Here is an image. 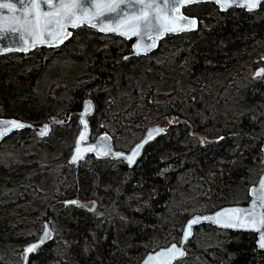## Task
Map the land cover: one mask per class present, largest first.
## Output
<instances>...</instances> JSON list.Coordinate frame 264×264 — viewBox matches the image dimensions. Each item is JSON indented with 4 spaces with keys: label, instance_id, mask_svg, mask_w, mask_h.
<instances>
[{
    "label": "trees",
    "instance_id": "1",
    "mask_svg": "<svg viewBox=\"0 0 264 264\" xmlns=\"http://www.w3.org/2000/svg\"><path fill=\"white\" fill-rule=\"evenodd\" d=\"M182 10L198 27L164 36L142 56L125 59L131 39L85 25L57 47L0 54V116L39 124L90 97V139L105 131L122 150L174 116L132 167L89 154L75 169L68 162L75 112L51 123L45 137L24 128L3 138L0 264L21 263L23 245L38 237L49 213L52 237L27 264H137L179 241L191 214L248 201L264 170V77L244 74L257 58L264 63V1L255 11H220L213 2ZM51 66L58 71L53 95L42 98ZM198 134L210 139L200 143ZM74 196L94 200L93 209L62 204ZM255 239L202 223L179 264H264Z\"/></svg>",
    "mask_w": 264,
    "mask_h": 264
},
{
    "label": "snow or ice",
    "instance_id": "2",
    "mask_svg": "<svg viewBox=\"0 0 264 264\" xmlns=\"http://www.w3.org/2000/svg\"><path fill=\"white\" fill-rule=\"evenodd\" d=\"M195 0H0V37L7 33L19 36L17 46L27 52L29 48L37 45H60L72 32L69 27L78 28L89 25L103 32L119 33L125 37L137 36L139 39L132 47L136 53H144L156 47V41L166 33H179L193 30L198 27V18L186 16L181 10L183 6ZM221 8L229 5L240 4L248 10H256L261 6L262 0H215ZM7 10V11H5ZM145 38H149L146 42ZM0 51H9L7 47ZM127 59V57H125ZM264 74L260 68L254 75ZM92 102L85 101L81 114L82 131L76 141L73 161L84 153L96 152V155L112 154L109 139L104 133V142L84 144L87 139L88 120L85 115L91 110ZM26 124L15 118H0V137L14 129H22ZM49 131L47 124L40 130L44 136ZM162 127H157L148 133L147 140L153 138V132H163ZM217 140L223 137H216ZM147 140L136 144L131 153L115 152V156L125 158L131 165ZM205 138H200V143H206ZM254 199L249 207H225L210 215H194L187 220L179 245L172 243L169 247L150 253L144 264H179L188 253L186 245L193 236V225L201 221H213L217 225L231 228L252 229L259 233L258 244L264 249V178L260 179L259 189H251ZM66 203L77 204L78 201ZM47 225V222H46ZM51 236V229L45 226L43 235L35 242L28 244L24 249V258L37 250L38 246Z\"/></svg>",
    "mask_w": 264,
    "mask_h": 264
},
{
    "label": "water",
    "instance_id": "3",
    "mask_svg": "<svg viewBox=\"0 0 264 264\" xmlns=\"http://www.w3.org/2000/svg\"><path fill=\"white\" fill-rule=\"evenodd\" d=\"M262 1H264V0H262ZM161 2H162V0H161ZM199 2H213V3L218 7V9H219L220 11H225V10H227V9H229V8H233V7L243 8V9H245L246 11H250V10H248L247 8L241 6L240 4L229 5L227 8L221 9V8L215 3V0H195V2H193V3H191V4L199 3ZM188 5H190V4H188ZM185 6H187V5H185ZM183 7H184V6H183ZM183 7H182V8H183ZM257 9H258V8H257ZM257 9H256V10H257ZM181 10H182V9H181ZM5 11H7V10H5ZM182 11H183V10H182ZM251 11H255V10H251ZM184 14H185V13H184ZM185 15H186V14H185ZM186 16H190V15H186ZM190 17H191V16H190ZM85 25H86V26H89V25H87V24H85ZM89 27H91V26H89ZM91 28L94 29V30H96L97 32L102 33V34H105V35H108V34H114V35L120 36V37L125 38V39H130V38H131V39H132V42H131V51H130L127 55H125V57H128V56H141V55H145V54H147V53H150L151 51H153V50H155V49L157 48L158 43H159V40H160L161 38H163L164 36L169 35V34H178V33H166V34H164L163 36H161V37H159V38L157 39V41H156V47L151 48V49L147 50V51L144 52V53H139V54H137V53H136V50L132 47V45L135 44V43L137 42V40L139 39V37H137V36L125 37V36H123V35H121V34H119V33H114V32H103V31H101V30L98 29V28H94V27H91ZM72 29H75V28H72V27L70 26L69 29H68V31L71 32ZM194 30H195V29H193V30H186V31H183V32H189V31H194ZM179 33H181V32H179ZM68 38H69V37H68ZM145 39H146V42H147V40H148L149 38H145ZM18 40H19V36H18V35H15V34H12V33H7L6 35L0 37V48H2V47H7V48L9 49V51H6V52H4V51H0V54H5V53H8V52H14V51H17V52H24L23 50H20V49L18 48V46H17V41H18ZM66 40H67V39H66ZM66 40H64V41H66ZM64 41H63V42H64ZM44 46H46V47H56L57 45H46V44H40V45H37V47H44ZM37 47H35V48H37ZM35 48H29V50H33V49H35ZM29 50H28V51H29ZM260 68H261V67H258V68L254 71V74H255V73L257 72V70L260 69ZM254 74H253V76L256 77L257 75H254ZM85 101H91V102H92V108H91V110L85 115V118L88 120V128H89V131H88V133H87V139H86L85 141H82L81 144H82V145H84V144H96L97 146H99L102 142H104V136H103V134H104V133H107V132H101V133H99L98 135H96L93 139H90V123H89V118H88V117H89V115H91V114L93 113V111H94V103H93V101H92V99H91L90 97H86V98H84L80 106H77V107L69 106V107H67L66 110L64 111V114H63L62 117H58L57 115H49V116L46 117V119H45L42 123H39V124L30 123V122H28V121H25V120H23V119H20V118H17V117H13V116H0V118H15V119H18V120H20V121H22V122H24V123L26 124V127H24V128H31V129L34 130V132L36 133L37 136H39V137H45V136L48 135V133H49V131H50L51 123H60V124H62V123H66V122L69 120L71 113L76 112V113L78 114L77 121H78L79 127H78V130H77L76 134H75L74 141H73V145H72V147H71V151H70V153H69V155H68V162H69L71 165H73V167H74L75 169L77 168L79 162L82 161V160H83L87 155H89V154H92V155H94L95 157H98V158H103V157H107V156H109V157L112 158V159L122 158V159L124 160V162L127 164L128 167H132V166L136 163V161L139 159V157L141 156L144 147H145L148 143L152 142V141H153L156 137H158L159 135H163V134L165 133V131H166L167 125H166V121H165V120H161V121H159V122L153 123V124L149 125V126L144 130V132H143V134L141 135L140 139H138V140H137V141H136V142H135V143H134V144H133L128 150H122V149L115 148V147L113 146V142H112V138H111V136L107 133V135H108V137H109V139L107 140V144L111 145L112 150H113V151H112V154H110V155H106V156H105V155H100V156H98V155H96V152H95V151H93V152H87V153H84V154H83L81 157H79L77 160L73 161V160L71 159V157L74 155V149H75V145H76V141H77V138H78V136H79V133H80V131H82V129H83V125H82V123H81V114L83 113V108H84V102H85ZM45 124L48 125V127H49V131H48L44 136H41V135H40V130L43 128V126H44ZM157 127H162V128L164 129V131H163V132H153V138H152L151 140H147L148 133H149L151 130L157 128ZM24 128H22V129H24ZM17 130H20V129H14L13 131H17ZM13 131H11V132H13ZM11 132H8V133H6L4 136L0 137V142L3 140V138H5V137H6L8 134H10ZM144 140H147V142L144 143L143 147H142L141 150H140V154L136 157L135 162H134L133 164L130 165V164L128 163V161H127L125 158H123V157H117V156H115V152H123V153H126V154L131 153V151H132V149L135 147V145L138 144V143H140L141 141H144ZM261 178H264V170L260 173V175H259L257 181H256L254 184H251V185L248 187L247 193H248L249 199H248V201H247L246 203H231V204H225V205H222V206H220V207H218V208H216V209H214V210H212V211H208V212H204V213H193V214H191V215L188 216V217L186 218V220L184 221V224H183V227H182V230H181V236H180L179 241H172V242H170V243H168V244H166V245L160 246V247L155 248V249H153V250H149V251H148V252L142 257V259H141L137 264H144V261L147 259V256H148L150 253L157 252V251H159L161 248L169 247L172 243H177V244L179 245L180 240H181V237H182V234H183V228L186 226V222H187V220L191 219L192 216H194V215H210V214H213V213H215L216 211H218V210H220V209H222V208H225V207H249V206H250V202H251V200L255 198L254 195H253V193H252V191H251V189H253V188H256L257 190L259 189V182H260V179H261ZM70 201H78L79 203H77V204L66 203V202H70ZM62 204H63L64 206H68V205L82 206V207H84V208H87V209L91 210V209H93L95 202H94V200H92V199H88V200H79V199L77 198V196H74V197L66 198V199L62 200ZM49 220H50V213L48 214L47 218L43 220V227H42L41 232H40V234L38 235V237H37L36 239H34V240H32V241H29V242H27V243H25V244L23 245V247H22V259H21V263H20V264H27V261H28V259H27V261H26L25 258H24V249H25V247H26L28 244L37 241V240L43 235V231H44L45 226H47L48 228L51 229V227H50V225H49ZM46 222H47V225H46ZM202 223L210 224V225H212V226H214V227L222 228V229H229V230H234V231H250V232H253V233H255V235H256L255 243H256L257 248L262 249V248L259 247V244H258L259 233H258L257 231H255V230H252V229L231 228V227H227V226H224V225H217V224H216L215 222H213V221H201V222H199V223L193 225V232H194V228H195L196 226L202 224ZM51 237H52V229H51V236H50V237H47V238L45 239V242L48 241L49 239H51ZM190 238H191V237H190ZM190 238H189V239H190ZM45 242H44V243H45ZM41 245H42V244H41ZM39 246H40V245H39ZM39 246H38V247H39ZM30 254H31V253L28 254V258H29V256H30ZM174 262H175V261H174Z\"/></svg>",
    "mask_w": 264,
    "mask_h": 264
},
{
    "label": "rangeland",
    "instance_id": "4",
    "mask_svg": "<svg viewBox=\"0 0 264 264\" xmlns=\"http://www.w3.org/2000/svg\"><path fill=\"white\" fill-rule=\"evenodd\" d=\"M89 27V26H87ZM90 29H92L91 27H89ZM94 30V29H93ZM96 31V30H95ZM108 35H113V34H108ZM130 51H131V44H130ZM263 59H264V56H263ZM258 67H261V68H264V63L261 61L260 58H257L252 64H250L247 69H246V72H245V76H251V77H254L253 74H254V71L258 68ZM57 67H53L51 66L47 71H46V76H45V79L48 81L44 86L43 84H41L40 86H43L42 88V91H41V97L42 98H46V97H50L51 94L53 95V76L56 75L57 73ZM256 77H264V74H261L259 76H256ZM134 82L138 83V80H135ZM45 94V95H44ZM53 99V98H52ZM66 110V108L63 110L62 114H64V111ZM76 113V112H75ZM76 118L78 117V114L76 113ZM62 117V116H61ZM165 121H166V125L169 126L173 120H174V116L173 115H170V116H165L163 118ZM44 121V120H43ZM42 121V122H43ZM159 120L155 121V122H158ZM41 122V123H42ZM79 126V124H78ZM78 129V128H77ZM77 132V131H76ZM76 134V133H75ZM99 134V133H98ZM97 134V135H98ZM96 136V135H95ZM198 136L201 138H205V140H208L210 139V137H206L204 136L203 134H198ZM74 140V138H73ZM132 143L134 141H136L135 139H132L131 140ZM131 146V144L129 145ZM128 147V146H127Z\"/></svg>",
    "mask_w": 264,
    "mask_h": 264
}]
</instances>
